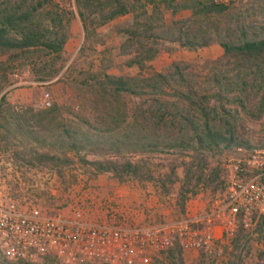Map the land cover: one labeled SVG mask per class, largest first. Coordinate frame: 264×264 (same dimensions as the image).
<instances>
[{"label": "rangeland", "instance_id": "obj_1", "mask_svg": "<svg viewBox=\"0 0 264 264\" xmlns=\"http://www.w3.org/2000/svg\"><path fill=\"white\" fill-rule=\"evenodd\" d=\"M40 1L46 0H0V3L31 6ZM120 1L128 5L129 12L108 19L117 8L116 1L80 0L78 3V0H47L45 6L39 10L38 16L51 26L55 24L57 30L66 34L63 52L61 55H43L15 62L10 61L7 54H0V98L5 94L11 105L30 115L48 110L39 107V104L45 94H50V108L58 107L65 122L75 124L76 120H87L84 125L86 128L91 126L98 133L113 136L133 129L136 132L140 128L142 131H148L149 125L157 128V116L162 114V110H157V104L151 98L126 97L117 101L102 95L95 89L92 76H134L154 72L167 74L173 72L175 65H179L188 80H196L205 89L210 87L207 76L216 71L224 76L221 75L222 83L227 77L228 84L223 89V97L211 99L212 106L218 108L211 116L212 124L221 131L235 128L242 140L248 141L253 147L263 146L262 92L255 85L250 71L240 70L234 62L223 58L224 50L218 40L197 50H188L164 42L166 46H171V49H163L143 70L128 64L134 54L122 52L121 47L127 35L120 30L131 26L136 13L147 12L150 15L157 10L162 20L156 25H169L193 16V9L185 8L184 5L191 6L193 2H198L203 6L211 0ZM227 6L221 13L209 14L202 18L203 27L211 36L237 42L252 38L255 33L259 35L264 29V0H238ZM55 18H59L61 22L53 21ZM193 76L197 78H192ZM178 82L179 78L176 77L173 85L177 86ZM193 119L201 122L199 114L193 113ZM169 125L179 137L188 139L189 129L181 121L174 122L173 127ZM33 128L35 133L32 136H39L48 144V131L41 129L44 127L38 124ZM161 129L166 130L167 127L163 126ZM25 142H29L25 143L29 149L36 147L40 152H48V146L37 145L33 137ZM22 149L18 138L7 145L0 137V189L15 195L19 201L29 184L46 185L55 177L57 183L66 185L65 180L71 182V179L80 175L96 176L89 166L82 164L72 155L68 160L61 156L55 164H48V161L29 160L27 156L25 159H19L15 154L17 150ZM247 152L249 151L243 148L234 152L224 146L214 150L194 146L165 149L157 153L90 156L89 159L113 160L125 181L155 179L161 184L164 192L173 186L178 187L181 195L180 209L183 210L188 198L201 191L207 190L221 198L225 191L224 165L229 160L246 155ZM130 163L133 167L127 171L126 167ZM103 174L116 178L111 173ZM47 176L48 181L45 180ZM41 190L39 188L38 192ZM43 201L47 208L55 206L49 196L44 197ZM157 255L151 264H264V216L253 228L241 229L233 239L216 242L212 252H200L192 260L186 258L179 247ZM0 258L2 264L5 258L1 253ZM6 260L13 264H60L48 256L35 261ZM79 264L100 263L86 261Z\"/></svg>", "mask_w": 264, "mask_h": 264}, {"label": "trees", "instance_id": "obj_2", "mask_svg": "<svg viewBox=\"0 0 264 264\" xmlns=\"http://www.w3.org/2000/svg\"><path fill=\"white\" fill-rule=\"evenodd\" d=\"M104 1L117 3V8L108 19L124 15L130 10L128 5L120 0ZM46 2L47 0L40 1L31 6L0 3V54H7L8 59L13 62L43 55H61L67 39L66 34L57 30L55 24L51 26L38 16L39 10L45 6ZM184 7L192 8L193 16L174 21L169 25H156L162 20L157 10L150 15L147 12L135 14L131 26L120 30L127 35L121 47L122 52L134 54L128 64L137 66L140 70L145 69L147 63L163 49H171V46H166L164 42L188 50H197L218 40L224 50L223 58L234 62L240 70L250 71L253 81L256 82L255 85L262 92L261 103L264 108V29L259 32V35L255 33L254 37L241 41L222 40L219 36L209 34L203 27L202 18L209 14L221 13L228 6L214 2L201 6L200 3L193 2L191 6L186 4ZM53 21L61 22L59 18ZM160 30L162 31L159 32ZM221 75L216 71L209 74L206 79L210 87L205 89L196 80L191 78L188 80L183 68L179 65H175L173 72L167 74L154 72L149 75L134 76L110 74L92 76L95 89L102 95L117 101L126 97L151 98L156 102L157 110H162V114L157 116L159 117L157 128L149 125L148 131L143 130V132L139 127L140 129L136 132L133 129V131H124L113 136L98 133L91 126L86 128L84 125L87 120H83L84 122L76 120L75 124L65 122L62 119L63 113L58 107L43 110L39 114L28 115L27 112H20L3 94L0 98V137L7 145L19 139L23 146V149L17 150L15 154L19 159H25L27 156L29 160L48 161V164H55L61 156L68 160L72 155L82 164L89 166L94 171V175L111 173L120 181H124V178L120 176L116 162L111 159L90 160L89 157H113L122 156L125 153H157L165 149L194 146L208 150L224 146L234 152H238L240 148L250 151L253 146L239 138L235 128L230 127L221 131L211 122L213 112L218 111V108L212 106L211 99L223 97L222 93L225 91L223 89L228 84L227 77L222 83L223 75ZM176 77L179 78V82L177 86H174L173 81ZM244 85L247 86L246 83ZM193 113L200 115L201 122L193 119ZM177 120L188 127V139L179 137L170 129L169 124L173 127ZM35 124L48 131V144H45V140L39 136H32L35 133L33 130ZM163 126L167 129L162 130ZM30 137H33L37 145L48 146V152H40L36 147L29 149L25 145L29 142L25 141ZM7 148L11 147L7 146ZM132 167L130 163L126 167L127 171ZM2 264L13 263L5 258Z\"/></svg>", "mask_w": 264, "mask_h": 264}, {"label": "built area", "instance_id": "obj_3", "mask_svg": "<svg viewBox=\"0 0 264 264\" xmlns=\"http://www.w3.org/2000/svg\"><path fill=\"white\" fill-rule=\"evenodd\" d=\"M237 1L210 3L227 6ZM39 105L49 109L50 94ZM223 172L221 198L216 197L199 215L156 227L135 222V212L116 197L96 194L92 179L83 175L66 185L52 177L46 185L24 186L20 201L0 189V253L12 261L48 256L60 264H151L157 254L177 247L183 252H212L216 242L233 239L239 230L253 228L264 216V146L229 160ZM48 196L55 203L51 209L43 201ZM216 227L221 228L219 234Z\"/></svg>", "mask_w": 264, "mask_h": 264}, {"label": "crops", "instance_id": "obj_4", "mask_svg": "<svg viewBox=\"0 0 264 264\" xmlns=\"http://www.w3.org/2000/svg\"><path fill=\"white\" fill-rule=\"evenodd\" d=\"M92 179L94 191L102 197H116L123 207L137 214L135 222L143 226L156 227L165 222H173L186 216H196L203 212L215 199L216 195L209 191H201L190 196L185 208L180 209L181 195L179 188H168L163 191L157 180L128 179L120 181L111 175L99 174ZM75 179L65 180L66 184L76 183ZM177 186V185H176ZM89 216H94L90 214ZM220 227H216L217 234ZM221 242V241H220ZM185 257L192 260L199 255L196 251L184 252Z\"/></svg>", "mask_w": 264, "mask_h": 264}]
</instances>
